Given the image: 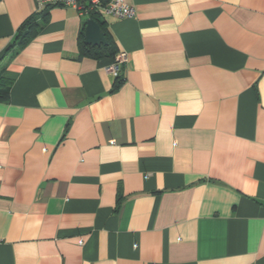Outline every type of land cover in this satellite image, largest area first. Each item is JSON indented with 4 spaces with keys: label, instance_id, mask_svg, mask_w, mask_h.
Wrapping results in <instances>:
<instances>
[{
    "label": "crops",
    "instance_id": "obj_1",
    "mask_svg": "<svg viewBox=\"0 0 264 264\" xmlns=\"http://www.w3.org/2000/svg\"><path fill=\"white\" fill-rule=\"evenodd\" d=\"M123 1L116 86L88 14L0 0V264H264V0Z\"/></svg>",
    "mask_w": 264,
    "mask_h": 264
},
{
    "label": "built area",
    "instance_id": "obj_2",
    "mask_svg": "<svg viewBox=\"0 0 264 264\" xmlns=\"http://www.w3.org/2000/svg\"><path fill=\"white\" fill-rule=\"evenodd\" d=\"M38 7L61 6L75 9L79 15L99 12L104 16L117 19H128L134 16V9L123 0H111L105 7L100 6V0H37ZM127 63V56L124 52L116 54L111 66L106 68L107 73L114 78L118 77L121 68Z\"/></svg>",
    "mask_w": 264,
    "mask_h": 264
},
{
    "label": "trees",
    "instance_id": "obj_3",
    "mask_svg": "<svg viewBox=\"0 0 264 264\" xmlns=\"http://www.w3.org/2000/svg\"><path fill=\"white\" fill-rule=\"evenodd\" d=\"M110 0H100V6L105 7ZM90 18L94 21H96L99 25L101 22L99 21V12H92L89 14ZM35 26V23L33 20H28L22 26V29H20L17 37V41H20V44L26 41L30 36H31V28ZM83 36L81 37V42H80V51L82 54L88 56L89 58L95 59V60H100L102 58H113V61L116 56V47L114 45V42L112 39L109 38V36L106 38V44L101 45V46H91V45H85L83 44ZM18 44V43H17ZM117 81L116 86H121L125 79L121 77L120 75L115 78ZM6 95V90L2 88V85L0 83V98H4Z\"/></svg>",
    "mask_w": 264,
    "mask_h": 264
},
{
    "label": "water",
    "instance_id": "obj_4",
    "mask_svg": "<svg viewBox=\"0 0 264 264\" xmlns=\"http://www.w3.org/2000/svg\"><path fill=\"white\" fill-rule=\"evenodd\" d=\"M84 42L87 45L93 46H99L106 43L100 27L91 19L86 22Z\"/></svg>",
    "mask_w": 264,
    "mask_h": 264
}]
</instances>
